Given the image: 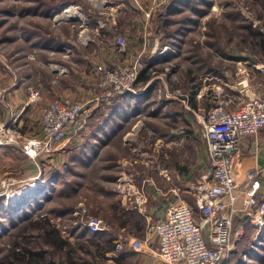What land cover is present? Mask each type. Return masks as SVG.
I'll use <instances>...</instances> for the list:
<instances>
[{
  "label": "rangeland",
  "instance_id": "rangeland-1",
  "mask_svg": "<svg viewBox=\"0 0 264 264\" xmlns=\"http://www.w3.org/2000/svg\"><path fill=\"white\" fill-rule=\"evenodd\" d=\"M206 1L189 0L187 7L178 11L175 35L182 30V24L197 21L189 24L187 42H182L187 47L174 62L176 70H181L180 79L174 83L167 80L171 66L166 60L153 63L148 71L153 78L151 84L142 90L144 102H137L143 104L140 112L141 105L133 102L141 83L134 85L133 92L106 101L96 85V65L111 66L109 69L116 65L95 61L90 69L93 80L82 82L79 70H73L77 57L57 49L69 48V41L81 48L94 42L95 37L88 30V22L92 21L89 19L94 16L102 26L101 30H94L100 48L106 43L118 51L114 44L118 34L112 39L106 31L108 21L102 18L110 12L111 0H0V121L17 116L22 135L36 134L40 107L63 96L77 100V93L93 99L94 113L82 130L70 134L51 156L37 162L17 147H0V264H6L4 257L10 250L22 252L23 248L36 253L33 256L38 261L41 258L42 264H59L60 252L52 256V245L44 236L48 227L38 226V220L44 218L68 242L62 244L61 253L71 250L75 261L144 264V251H133L129 242L148 238L149 246L154 245L151 225L160 221L158 214L165 211L162 207L147 215L151 200L155 201L154 206L164 201L166 209L172 201L183 199L199 215L194 188L209 166L198 117L212 107V92L218 86L229 91L226 86L233 88L242 79L249 78L248 84L254 82L255 72L250 66L260 59L257 54L262 40L255 32L263 34L264 27V0H215L214 7ZM69 7L75 8L74 16L55 20L56 13ZM125 37L131 40V36ZM176 88L183 95L187 92L189 102L184 96L168 95ZM35 90L41 99L32 108L29 101ZM21 92L27 95V107L16 101ZM135 110L141 116L133 114ZM185 173H189L188 179L181 176ZM39 181V195L25 197L22 202L6 199ZM120 181L124 187H134L133 194L124 196L118 187ZM139 192L145 200L143 211L133 208L132 200ZM156 195L160 198L154 199ZM80 205L105 225V231L97 238L75 223L73 212ZM130 210L145 217L142 233L133 223L120 226L114 220ZM237 224L242 223H234L232 239L238 243L221 264H264V231L245 232L249 225L241 230ZM107 239L114 250L104 253L101 245ZM120 252L126 258H121Z\"/></svg>",
  "mask_w": 264,
  "mask_h": 264
},
{
  "label": "built area",
  "instance_id": "built-area-1",
  "mask_svg": "<svg viewBox=\"0 0 264 264\" xmlns=\"http://www.w3.org/2000/svg\"><path fill=\"white\" fill-rule=\"evenodd\" d=\"M169 1L150 0L145 9L146 17ZM71 8L74 16L75 8ZM58 13L54 15L55 20L70 17H60ZM262 32L264 34V27ZM150 41V34H147L143 47H149ZM114 44L118 52L127 54L128 41L124 35L115 36ZM174 53L175 50L166 45L152 49L147 57L142 51L135 53L129 62L112 64L116 65L112 69H109L111 66L97 64L96 85L101 91L100 97L108 101L133 92L144 69L151 71L153 63L167 60ZM259 71L264 75V65ZM239 84L243 86L241 91L244 90V94L226 91L224 86L214 89L212 107L198 117L209 166L194 188L199 218L187 201L178 198L167 206L164 217L151 225L157 245L156 254L163 264H221L234 250L236 240L232 239L233 226L240 213L251 212L246 225L256 226L257 234L264 231V195H259L262 187L259 180L261 170L246 167L239 178L234 169L242 139L264 128V97L260 91L248 90L247 79L240 80ZM168 95L175 98L184 96L178 88L169 91ZM40 99V92L32 91L29 101L32 108L36 107ZM92 101V98L81 101L63 96L43 105L35 122L37 133L33 135L21 134L17 116L0 121V147H17L33 162L49 157L70 134H76L85 127L83 125L87 124L86 120L92 114ZM118 187L124 196L134 192V187H124L123 181L118 183ZM144 201L141 192L136 193L132 200L133 208H140ZM73 216L75 223L90 234L106 229L100 219L88 215L84 205L78 206ZM240 234L241 231H238L237 235ZM129 246L137 252L152 248L148 238L133 239Z\"/></svg>",
  "mask_w": 264,
  "mask_h": 264
},
{
  "label": "crops",
  "instance_id": "crops-1",
  "mask_svg": "<svg viewBox=\"0 0 264 264\" xmlns=\"http://www.w3.org/2000/svg\"><path fill=\"white\" fill-rule=\"evenodd\" d=\"M188 1L189 0H170L163 8L154 12L150 16L151 17L150 18V17H146V15H145V9L148 7L150 0H111L110 4H112V5H110V7H109L110 12H107L108 15L106 17H102V18L103 19L106 18V21H108V22H106L108 25V29L106 31H108L110 33V35H112V39H113L115 34L124 35V36H126V35L131 36V40L128 41V52H127V54H122V53L116 51L114 46H111V45L106 44V43H102V46L100 48L99 41H97L99 37H96L94 30L96 28H99L101 30L102 26L97 24L96 19H98V18H95L94 16H92V18L89 19V20H92V21H90L91 24H90V22H88V30L91 32L93 38L95 37L94 42L89 43V45L86 48H81L77 44L72 43V41H69V44H68L69 48L61 47V48H57V49H59L63 53H67L68 55H72V56L77 57L78 63L73 65L74 66L73 70L74 71L79 70L78 74L80 75V80L82 82H89V81L93 80L92 70H90V69L92 68V64H94L95 61L99 62L101 60V62L112 63V64L115 63L116 61H117V63H120L122 61L123 62H129L130 60H132L135 53H138L140 51H142L144 53V57H147L148 54L151 52V50L154 48H160V47L166 46V45L171 46L175 50V53L169 59L166 60V62H168V64L171 66V72L168 75L170 77H167V80L171 83H174L175 82L174 80L179 81L180 76H178V74L181 71V70H176V66H175L174 62L176 60H178V58H180V55H182L183 50L185 52V49L187 47V43H182V42H184V41L187 42V37L190 33V28H191L189 26V24L194 25L197 23V21H195V20L192 23L186 22V23L182 24L183 26L181 25L182 30L179 31V34H176V35L174 34V31H177V28H175L177 26V24L174 20L176 19L177 15L179 14L178 11L187 7ZM208 2L210 3V6H212V7L215 6L214 5L215 0L214 1L208 0ZM163 23H164V25H163ZM167 29H170V30L168 31ZM102 31H103V33L106 32V31H104V29ZM147 34H150V37H151L150 45H149V47H143V41H144V38L146 37ZM49 47H51L52 49L56 48L55 46H49ZM257 55L260 59H257L258 60L257 63H253L250 66L252 71L254 69L253 72H255V73L253 76L254 82H252V83L249 82L250 88L248 90H250L252 92L253 91L254 92L260 91L261 95L264 97V75L262 73H260L259 68L255 67V66L259 67L260 65H264V49L260 48ZM148 64H150V63H148ZM239 68L241 71V67H239ZM177 69H178V67H177ZM237 72H239V71L237 70ZM26 77L28 79L29 76H26ZM152 79L153 78L150 75V73L148 72V69H144L140 73V75L136 81V83H141L142 87H141V90L138 92L139 95L134 96V98L136 100L133 103L141 105L140 106L141 107L140 112L143 111V109H142L143 104L137 103V102L141 101L145 98L143 96L145 94L142 93V90H146V88L151 84ZM247 79L249 80V78H247ZM205 81H206V78L204 77L203 83ZM26 82L30 83V81H27V80H26ZM226 88L230 92H233L236 94H240V93L244 94V90H243V92L241 91V89H243V86L241 84H239V82L235 83L233 88H232V86L231 87L226 86ZM197 91H199V90H197ZM184 93H185L184 100L186 97V101L189 102V95H187V92H184ZM84 94L85 93H83V94L77 93V96L79 97V98L77 97L78 98L77 100H81V101L88 100L87 97H84L85 96ZM125 94L119 95V96L121 97V96H124ZM147 95H149V94L147 93ZM119 96H117V97H119ZM13 101L15 103H16V101L17 102L19 101L20 104L25 103V107H27L26 106L27 101H28L27 95L22 94V92L19 95V98H17L16 101L15 100H13ZM143 102H144V100H143ZM188 104H190V103H188ZM187 108H189L188 105H187ZM129 111H132V110H129ZM129 111L126 114H128ZM140 112L136 113V110H135V111H133V114L140 115L141 114ZM176 117H177V114H176ZM176 117H174V118H176ZM202 142L204 144L203 148H204V153H205V159L207 161V151H206V146H205V142H204L203 138H202ZM246 167H257V168H259V170H261V173L259 174V180L261 182L262 187H261V190L259 192V195H261V194L264 195V128H262L256 134H254L252 136H247L244 139H242L238 154H237L235 161H234L235 173L239 176V178H240V176H242V173ZM198 169H199V167H198ZM197 174H198V172H197ZM181 176L185 179H188L189 173L182 174ZM156 198H160V196L156 195L154 197V199H156ZM154 204H155V201L151 200L149 202V205H148L149 211H147V215H149V216L153 215V213L155 211L162 209V207H163L162 212H164L166 210L164 208L165 207L164 201L161 205H155L156 207L154 206ZM195 205H196V198H195ZM143 207H144V205L141 206L139 208V210L143 211ZM134 209H138V208H134ZM142 213H144V212H142ZM160 214H161V216H160ZM163 214L164 213H159L158 219L161 220L164 217ZM195 216L199 218V215H195ZM250 217H251V212L240 213L236 217L235 223L236 222L242 223L243 224L242 227H241L242 224H240V225L237 224V226L239 228H241V230H242L244 228V226H246L245 223L247 222V220H249ZM249 227H252V229ZM245 230H246L245 232L253 231V230L256 231V226H251V225L246 226ZM237 243H238V240H236V244ZM156 247H157V245L155 242L151 249H147L143 252L144 254H142V258L144 259V264H163L162 262H160L158 260V257L156 254V249H157Z\"/></svg>",
  "mask_w": 264,
  "mask_h": 264
},
{
  "label": "trees",
  "instance_id": "trees-1",
  "mask_svg": "<svg viewBox=\"0 0 264 264\" xmlns=\"http://www.w3.org/2000/svg\"><path fill=\"white\" fill-rule=\"evenodd\" d=\"M255 36H258L260 38H262V40H260V45L261 48L264 49V39H263V34L257 33L255 32ZM259 39V38H258ZM122 211V210H121ZM131 218H135L133 220V222H131ZM114 220H116V222L120 225V226H126L128 224H132L135 226L136 230H138V232H141L144 230L145 227V217L140 214L139 212H137L136 210H130L127 212H123L122 214H120L119 217L115 218ZM38 226H47L48 228L45 229L44 231V236L47 239V244H51L52 245V250L51 253L53 254L52 256H54L55 252L58 251L60 252V262L59 264H91V261L88 260H74L72 257V253L71 250H67V252L61 253L62 250V244L64 243H68L66 242V240H63L60 236L57 230L54 229L53 226H51L49 220L47 218L44 219H40L38 220ZM42 227V228H43ZM101 233V232H100ZM100 233H95L92 236L94 237H98ZM97 244H101V243H97ZM103 248V252H110L112 250H114V245L111 244V240L107 239L105 245L102 244L101 245ZM106 246V247H105ZM100 247V246H98ZM103 253V254H104ZM121 253V252H120ZM27 254H30V256H27ZM36 254V253H35ZM33 252H30L29 249L27 248H23L22 252H14L13 250H10V253H6V256L4 257V261H6V264H42L41 258L38 259L33 256L35 255ZM66 254V255H65ZM65 256V257H64ZM42 259L45 260L44 256H41ZM121 258H126L125 257V253H121L120 254ZM18 259V260H17ZM65 259V260H64Z\"/></svg>",
  "mask_w": 264,
  "mask_h": 264
},
{
  "label": "bare ground",
  "instance_id": "bare-ground-1",
  "mask_svg": "<svg viewBox=\"0 0 264 264\" xmlns=\"http://www.w3.org/2000/svg\"><path fill=\"white\" fill-rule=\"evenodd\" d=\"M57 16H60V17H62V16H72V8L71 7L67 8L66 10L62 11L61 13H58ZM92 114H94V113H92ZM72 141H74V140H72ZM41 181H39V182H33V183L29 184L28 188L23 189V191L16 192L14 194H9L6 199H8L9 202H11V201L13 202L14 200L17 201V202H20V201L22 202V201L25 200V197H28V196L32 197V195H39L40 192H42V189H40L41 188V185L40 184L43 181L42 182ZM6 212H8V211L6 210Z\"/></svg>",
  "mask_w": 264,
  "mask_h": 264
},
{
  "label": "water",
  "instance_id": "water-1",
  "mask_svg": "<svg viewBox=\"0 0 264 264\" xmlns=\"http://www.w3.org/2000/svg\"><path fill=\"white\" fill-rule=\"evenodd\" d=\"M31 198V197H30ZM21 202V201H20Z\"/></svg>",
  "mask_w": 264,
  "mask_h": 264
}]
</instances>
